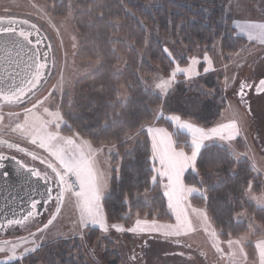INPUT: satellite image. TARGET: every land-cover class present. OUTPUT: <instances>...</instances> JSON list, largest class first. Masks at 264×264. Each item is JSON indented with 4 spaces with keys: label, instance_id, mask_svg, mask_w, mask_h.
<instances>
[{
    "label": "trees",
    "instance_id": "1",
    "mask_svg": "<svg viewBox=\"0 0 264 264\" xmlns=\"http://www.w3.org/2000/svg\"><path fill=\"white\" fill-rule=\"evenodd\" d=\"M44 1L54 5L58 14L68 12L69 0ZM74 1L80 34L77 60L95 61L98 67L79 81L72 100L67 96L61 100L65 118L61 131L112 146L109 185L102 200L108 223L128 228L144 216L171 221L147 129L165 126L177 147L192 152L191 136L174 127L171 115L206 128L215 126L227 105L224 75L219 68L187 79L178 73L179 80L165 92L151 90L146 81L156 74L170 76L176 63L187 64L195 51L201 56L219 48L217 58L230 62L249 53L254 43L232 26L230 0ZM121 87L129 92L126 101L119 99ZM188 99H195L197 108L188 109ZM243 147L241 138L234 150L228 144H206L186 173L185 183L192 189L191 203L207 211L222 240L250 236L246 251L253 259L254 239L264 235V207L252 202L247 191L261 193L264 177ZM242 212L246 216L238 217ZM97 232L90 228L88 236L95 235V240ZM87 259L83 244L75 238L44 244L27 261L88 264Z\"/></svg>",
    "mask_w": 264,
    "mask_h": 264
},
{
    "label": "rangeland",
    "instance_id": "2",
    "mask_svg": "<svg viewBox=\"0 0 264 264\" xmlns=\"http://www.w3.org/2000/svg\"><path fill=\"white\" fill-rule=\"evenodd\" d=\"M74 3V0H69L68 12L62 15L58 14L54 5L44 0H0V18L9 15L10 17L19 16L37 26L48 44L47 56L51 59V71L47 81L27 103L0 106V140L12 141L24 148L26 152L34 153L49 161L57 172L64 175L66 183V187L62 186L61 188L62 195L58 213L56 211L57 202L51 203L46 207L41 221L33 223L30 222L31 219H28L23 223L9 226L5 233H0V246L10 248L12 243H20L18 237L29 241L27 245L29 247L32 246L31 241L34 238L36 243L41 245L58 240L69 241L79 238L86 251L88 264H143L142 260L146 257H153L152 260L145 261L148 262L147 264H171V262L182 264L173 259L175 254H179L178 251L187 252L180 243L183 240L180 237H168L172 231L161 228V224L152 223L150 218L144 216L143 220L138 218L134 221L131 226L136 227V231L130 233L127 231L117 232L111 227L112 224L106 221L102 200L109 185L111 169L109 153L113 151L112 146L96 145L78 133L65 134L61 131L65 122L60 105L61 100L64 96L72 100L79 81L98 67V63L95 61L80 62L77 60L80 34L74 19ZM228 11L234 18L232 26L236 32L254 43L252 50L232 58L230 62H224L221 57L217 58L216 54L221 52L219 48L214 49V53L204 51L201 56L195 51L187 64L176 63L175 68L177 66L184 69L189 68L191 59L194 57L200 62L196 65V73L204 72L203 69L207 66L204 61L206 54L212 61L211 69L219 68L223 72L227 105L215 126L223 127L231 124L234 120L239 121L243 128V150L251 158L254 169L264 177V93L256 95L253 87L261 78H264V0H230ZM238 23L246 29V34L239 32L236 27ZM172 73L168 77L156 74L146 81V87L158 92L167 91L179 80L176 77L173 78ZM178 73L184 74L186 79L197 75L190 76L186 72ZM241 84L252 85L250 93L243 98L239 95ZM128 97L127 88H119V99L126 101ZM187 102L186 107L190 110H194L198 106L195 99H188ZM31 104L32 106H30ZM70 109H68V113ZM181 118L180 115L172 114L170 119L176 129L184 131L189 121ZM224 131L227 132L225 138L231 136L230 131L225 129ZM188 134L190 135V133ZM190 136L191 145L194 147L192 158H195L204 141ZM231 138L234 137L231 136ZM226 140L214 142L224 144L223 141ZM41 144L45 148H50L54 155L44 150ZM234 144L235 142L228 145L230 149H235ZM70 174L76 177L78 193L82 195L75 193L68 184L67 177ZM162 185L166 186V183ZM85 196L94 199L100 216L104 218V222L109 227L108 232H104L99 224L89 222L87 226H84L80 223V206ZM247 196L257 206L264 207V189L261 193H253L248 189ZM53 215L56 216V219L48 229H43V225ZM240 216L244 218L246 213L242 212L238 217ZM137 221H140L139 225H137ZM252 222L258 223L256 220ZM131 226L128 228H132ZM93 227L98 230L95 240L92 239L95 235L88 236L90 228ZM37 228L43 229V231L38 232ZM30 232L34 233L35 237L29 235ZM215 236L217 238V235ZM93 240L94 242H92ZM184 240L196 241L202 245L208 243L212 246L210 243L212 239L204 231L192 233ZM239 240L245 243L249 240V235H242ZM164 242H167L166 245ZM214 243L217 245L216 242ZM158 249H162L158 251V254L173 256L172 259L158 257L154 253ZM142 250L146 257L142 255ZM19 252L18 248L17 255ZM8 255H11V252L0 253V261L6 260ZM177 256L175 255V257ZM198 258L200 257H194V260H201ZM192 263L194 262L186 264Z\"/></svg>",
    "mask_w": 264,
    "mask_h": 264
},
{
    "label": "crops",
    "instance_id": "3",
    "mask_svg": "<svg viewBox=\"0 0 264 264\" xmlns=\"http://www.w3.org/2000/svg\"><path fill=\"white\" fill-rule=\"evenodd\" d=\"M184 120L189 121L184 132L187 131L190 135L197 137L199 140H203V146L223 139H227L223 142L229 145L236 142L238 138L242 139L243 136V128L237 120L223 127L217 125L210 128L203 127L190 119ZM224 129L230 131L231 136L234 138H231V136L225 138V133L227 132H225ZM147 130L150 136L152 154L156 162L157 174L163 181L162 184L166 183V186H163V191L167 199L168 209L172 215V220L168 222H160L154 218L149 220H151L152 223H157V225L161 224L160 227L166 229V231L171 230L172 233H170L168 237H180L181 240H183V243H180L187 252H179L177 250L179 255L186 257H205L207 263L215 261L217 257L224 256L226 257L225 264H264V235L254 239L256 254L253 259H250L246 251V244L248 241L242 243L239 237L222 240L218 236L207 211L191 203L190 193L192 189L185 183V175L195 164L198 156L192 158L194 150L192 152H187L184 148L177 147L172 131L165 126L150 125ZM141 220H143V218ZM198 231H204L209 235L212 239L210 243L213 247L208 245V243L202 245V243L196 241L184 240L186 236ZM215 235H217V238ZM214 242H216L217 245ZM166 243L167 242H164L165 245ZM161 250L162 249H158V251ZM159 256L169 260L167 258L168 256H165L163 253L159 254ZM142 263L147 264L148 262L146 263L145 260H142ZM171 264L173 263L171 262Z\"/></svg>",
    "mask_w": 264,
    "mask_h": 264
},
{
    "label": "water",
    "instance_id": "4",
    "mask_svg": "<svg viewBox=\"0 0 264 264\" xmlns=\"http://www.w3.org/2000/svg\"><path fill=\"white\" fill-rule=\"evenodd\" d=\"M48 52V44L37 26L25 19L0 18V106L22 104L40 90L51 71ZM259 81L254 86L256 95L264 93L257 91ZM14 97L18 99L12 102ZM5 157L6 167L0 169L2 234L7 227L17 224L15 221L23 223L31 218L27 217V212L33 199L44 201L47 198L44 183L31 178L14 160L7 158L10 156ZM5 171L9 173L7 177ZM45 207L42 205L39 211L42 213Z\"/></svg>",
    "mask_w": 264,
    "mask_h": 264
},
{
    "label": "snow or ice",
    "instance_id": "5",
    "mask_svg": "<svg viewBox=\"0 0 264 264\" xmlns=\"http://www.w3.org/2000/svg\"><path fill=\"white\" fill-rule=\"evenodd\" d=\"M236 27L239 29L240 33L246 34V29L241 26L240 23L236 25ZM164 51L171 56V53L168 51L167 48L164 49ZM204 61L207 63V66L204 67V72L208 73L211 70L212 67V61L211 59L205 54ZM200 63L196 58L191 59V63L189 68L184 69L177 66L175 70L172 73L173 78L175 77L176 73L178 72H186L188 75H195L196 73V65ZM241 90L244 89L245 85L241 84ZM257 91H264V79H260L259 81V88ZM241 97L243 98V91L241 92ZM41 147L44 148V150L48 151L49 154L54 155L51 152L50 148H45L43 144H41ZM19 150V149H17ZM27 155L31 156L33 161L39 160V163L41 165H44L43 169L37 168L34 165H27L25 162L21 160H17L15 157H7L8 159L14 160L21 169H24L31 178H34L38 182L44 183L46 187L47 192V198L44 201L33 199L30 204V210L27 212V217H39L42 215V213L39 211V208L42 205H47L50 199L55 198L57 200L56 205V211L57 213L60 210V198L62 195V192H58L55 197H53V192L55 189L51 186L53 183H58L59 185L66 187L65 183V177L62 173H59L56 171L54 165L50 163L49 161H46L42 159L41 157L37 156L34 153H27ZM6 159V157L3 154H0V169H4L6 166L3 163V161ZM50 170V171H49ZM65 171H67V168H65ZM51 173V174H50ZM5 177L9 175L8 172H4ZM78 195H82L81 193H78ZM26 217V218H27ZM56 219V216L53 215L50 219H48L47 223L43 225V229H48L49 225L53 223V220ZM92 224H99L100 228L103 229L104 232H108L109 227L104 222V218L100 216V212L98 207L96 206V203L94 199L89 197H84L83 202L80 206V223L84 226H87L88 223ZM9 223H13V221H9ZM15 223H20L19 221H15ZM137 225H139L140 221L136 222ZM111 227L115 229L117 232H135L136 227L127 228L125 229L120 224H112ZM43 229L37 228L38 232H42ZM29 235L35 237L34 233H29ZM18 240L20 243H12L10 248L7 246H0V253H9L11 252V255H8L6 260L0 261V264H30V262L27 261L28 257H31L33 254L39 252L40 248L42 247L41 244H37L35 238L31 241L32 246H27L29 241L24 240L23 237H18ZM20 249L19 255H17V249ZM39 264V262H37Z\"/></svg>",
    "mask_w": 264,
    "mask_h": 264
},
{
    "label": "flooded vegetation",
    "instance_id": "6",
    "mask_svg": "<svg viewBox=\"0 0 264 264\" xmlns=\"http://www.w3.org/2000/svg\"><path fill=\"white\" fill-rule=\"evenodd\" d=\"M251 88H252L251 84L245 86V89L241 90L239 95L241 96V92L243 91V96H247L250 93ZM14 99H18V97L12 98L11 101L14 102L13 101ZM30 106H32V104ZM17 149H19V150H17ZM25 152L26 151H25L24 148H21V146L19 147V145H16L12 141L0 140V154H3L4 156L15 157L18 160H21V161L25 162L27 165H34L35 167L40 168V169L44 168V166H41V164L39 163L38 160L37 161H33L31 156L27 155ZM51 186L55 189V191L52 194L53 197H55L57 195V193L59 192V189L61 190L62 186L59 185L58 183H53ZM56 202H57V200L55 198H52V199L49 200V202L47 203L46 207L49 204L56 203ZM46 207H45V209H46ZM45 209L42 211V215H40L39 217H31L30 218L31 219L30 222L37 223L38 221H41V218L44 216ZM7 228L5 230H7ZM154 253H156L157 256H159L158 250L154 251ZM142 255L143 256L145 255V252L143 250H142ZM144 257H146V256H144ZM152 258L153 257H146V259H144V260L148 261V259L152 260ZM167 258L169 259L171 257H167ZM171 259H169V260H171ZM200 259H201V261L196 260V259L194 260V257H183V256H180L178 254V256L174 257L173 260H177V261H179V263L181 262L182 264H186L188 262H194L192 264H202V261H203V264H225V262H226V257H224V256L218 257L215 261H213V262L211 261L210 263L209 262L207 263V260L205 259V257H200Z\"/></svg>",
    "mask_w": 264,
    "mask_h": 264
},
{
    "label": "built area",
    "instance_id": "7",
    "mask_svg": "<svg viewBox=\"0 0 264 264\" xmlns=\"http://www.w3.org/2000/svg\"><path fill=\"white\" fill-rule=\"evenodd\" d=\"M67 181H68V183L70 184V186L73 188V190L75 192H78L79 191L78 184H77V179H76V177L73 174H70L67 177Z\"/></svg>",
    "mask_w": 264,
    "mask_h": 264
},
{
    "label": "bare ground",
    "instance_id": "8",
    "mask_svg": "<svg viewBox=\"0 0 264 264\" xmlns=\"http://www.w3.org/2000/svg\"><path fill=\"white\" fill-rule=\"evenodd\" d=\"M188 186V185H187Z\"/></svg>",
    "mask_w": 264,
    "mask_h": 264
}]
</instances>
